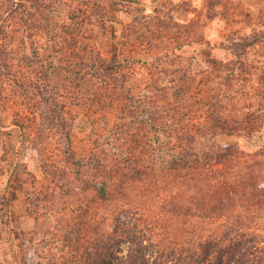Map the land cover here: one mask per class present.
I'll use <instances>...</instances> for the list:
<instances>
[{
    "label": "trees",
    "instance_id": "trees-1",
    "mask_svg": "<svg viewBox=\"0 0 264 264\" xmlns=\"http://www.w3.org/2000/svg\"><path fill=\"white\" fill-rule=\"evenodd\" d=\"M53 3L0 0V108L24 101L25 149L36 129L55 139L26 191L36 228L14 229L18 264H264V53L249 58L264 35L227 61L209 46L199 73L188 48L208 44L205 21L171 0H75L63 20ZM74 102L116 118L79 136Z\"/></svg>",
    "mask_w": 264,
    "mask_h": 264
},
{
    "label": "rangeland",
    "instance_id": "rangeland-1",
    "mask_svg": "<svg viewBox=\"0 0 264 264\" xmlns=\"http://www.w3.org/2000/svg\"><path fill=\"white\" fill-rule=\"evenodd\" d=\"M72 1L75 0H54V13L60 20L67 19ZM141 1L146 7V11L151 13L153 8L157 5L160 6L164 0ZM171 1L178 5L174 9L180 20L188 21L197 16H202L205 21L204 33L208 44L195 43L188 48L189 53L195 57L194 69L197 72L200 71L199 73L210 65L205 54L209 46L213 49V57L227 61L235 57L231 53L233 42H243V36L253 33L264 35V21H261L260 17L257 16V14L262 13V9L264 10V0ZM119 19L128 22L131 18L130 15L121 14ZM102 39L103 37L99 39V42ZM263 53L264 51L255 52L249 58L263 59ZM204 82L201 84L203 89H201L200 94H203L208 87H213L216 84L215 79H208ZM59 91L64 97L65 87L64 90L59 89ZM246 101L245 98L241 97L237 101V105L244 107V104H247ZM23 103L24 101L12 103L5 108H0V118L3 121L0 124V195L5 193L11 199V204L7 210L2 209L0 204V264H18L20 261L19 257L17 258L19 248L14 229L31 231L36 228V220L28 210L29 199L26 191L32 189V181H35V178L42 179L44 177L41 164L43 160L51 157L48 156L52 152L51 142H55V139H51L52 136L48 131L39 132L40 129H36L30 134L31 140L25 144L27 149L24 148L21 141L22 130L16 124V119H20L19 115L27 113L23 108ZM71 107L75 114V129L79 136L90 132L95 121L99 123V120H102L105 123L116 118V115L110 110L99 109L95 111L75 102L74 106L71 105ZM37 137L40 139L41 146L34 143L33 139ZM217 141L222 144H232L236 141V137L220 134ZM3 143L8 144L9 147L15 145V148L12 147L8 152L7 160H4L3 156ZM20 183H24V186L22 187Z\"/></svg>",
    "mask_w": 264,
    "mask_h": 264
}]
</instances>
